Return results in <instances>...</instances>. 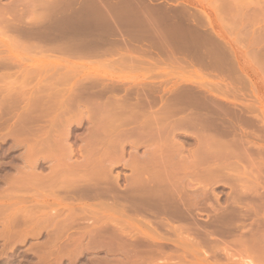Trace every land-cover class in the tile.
<instances>
[{
	"label": "bare ground",
	"instance_id": "obj_1",
	"mask_svg": "<svg viewBox=\"0 0 264 264\" xmlns=\"http://www.w3.org/2000/svg\"><path fill=\"white\" fill-rule=\"evenodd\" d=\"M31 2V4L34 6V3H36V1H39L40 4L43 3V5L46 4V1L47 0H27V2ZM57 1V0H56ZM89 1V0H88ZM104 1V0H103ZM128 1V0H127ZM255 1V2H254ZM50 2V0L48 1ZM52 2V1H51ZM66 2V1H65ZM69 2V1H67ZM78 2V1H76ZM108 2V1H107ZM119 2V1H118ZM129 2V1H128ZM127 2V3H128ZM221 2V1H220ZM223 2V3H222ZM221 2V5H220V8H221V12H222V19L220 17V23H222V37H221V43H217L219 45V48L218 46H216L215 44H209L210 46H215V47H212V50L209 46V48L207 49L209 52H200V54H198V52L193 51L192 52V49L190 54L191 55V59H192V62L195 61V62H198V65L201 63V64H208V65H215L216 66H219L218 69L220 68L221 71L220 73H224L225 72V75L227 74L226 72H231V56L229 55L228 52H251V55L252 54H255V57H256V53L257 52H264V0H222ZM38 3V2H37ZM45 3V4H44ZM61 3V2H59ZM70 3V2H69ZM72 4H76V3H73L71 2ZM121 3V2H120ZM131 3V1H130ZM129 3V4H130ZM132 3L134 4L135 2L132 1ZM142 3V2H141ZM257 3V4H256ZM116 4V3H114ZM122 4V3H121ZM47 5V4H46ZM59 5V4H58ZM57 5V6H58ZM66 5H69V4H66ZM65 5V6H66ZM77 5V4H76ZM85 5V4H84ZM118 5V4H117ZM134 5H137V4H134ZM154 5V4H153ZM257 5V6H256ZM61 6V5H60ZM64 6V5H63ZM142 6V5H141ZM140 6V7H141ZM148 6V5H147ZM222 6V7H221ZM46 8V6H43ZM49 7V6H47ZM62 7V6H61ZM68 7V6H67ZM72 7V6H71ZM70 7V8H71ZM74 7V5H73ZM73 9L74 13L72 12V14H75L76 12V9ZM84 7V6H83ZM118 7V6H117ZM121 7V5H120ZM35 8V6L33 7V9ZM44 8V9H45ZM68 8V11H72V9ZM90 8V7H89ZM134 8V7H133ZM152 8L151 6L149 7V9ZM6 9V8H5ZM43 8H41V11L39 13L40 18L38 16L37 18V21L35 22H31V23H27V24H20L19 23H15V22H10V23H6V24H9L7 27V29L11 32H15L19 35L18 38H22L24 40V42H29V41H34L35 42V46H34V42H29L31 44H29V46H31V49H34V50H38L39 51H45V49L47 48H50L49 50H46L48 52H50V50L53 51L54 50H58V51H63V52H68L70 53L71 52V55L75 52H79V51H83V53H89L91 51H93V49H97V47H99V45L103 46L102 45V42L103 41H106V39H102L100 38L99 40L102 39V42H98L95 38V40L93 39V36L91 37V31H87L84 33V31H79L77 30L78 28V21L81 19H84L83 17L85 16L82 15L81 13V16L79 18V14H78V18H77V15H72V16H76L75 19L72 17V16H68L70 13H66L65 17L63 18V23L60 22H56L55 24H51L50 21H49V24H47V20H45V18L43 19L42 18V21L40 20L41 17L43 16L44 17V13L46 10H44ZM47 9V8H46ZM51 9L48 8V10ZM66 9V8H65ZM80 9V8H79ZM77 9V10H79ZM117 9V8H116ZM125 11L127 10L126 8H124ZM137 9V8H136ZM155 9V7H154ZM153 9V10H154ZM54 10V8H53ZM121 10V8H120ZM130 10V9H129ZM145 10H147L145 8ZM158 10H159V7H158ZM8 11V10H7ZM52 11V10H51ZM115 11V10H114ZM132 10H130L131 12ZM136 11V10H135ZM156 11V10H155ZM43 12V13H42ZM50 12V10H49ZM55 12V11H53ZM81 12V11H79ZM123 12V11H121ZM152 12V10H150L149 14ZM157 12V11H156ZM47 13V12H46ZM63 13V12H62ZM87 13V12H86ZM126 13V12H125ZM133 13V12H131ZM138 13V11H137ZM154 13V12H153ZM159 13V12H158ZM164 13H166L164 11ZM44 14V15H43ZM50 14H53L50 12ZM48 13V15H50ZM160 14V13H159ZM158 14V15H159ZM47 15V17H49ZM114 15V14H112ZM120 15V14H119ZM126 15V14H125ZM129 15V14H128ZM127 15V16H128ZM143 15V14H142ZM17 16V15H16ZM52 16V15H51ZM58 16V15H57ZM69 17V18H66V17ZM108 16V15H107ZM111 16V15H110ZM141 16V15H140ZM138 16V17H140ZM144 16V15H143ZM161 16V14L159 15ZM166 18H168L166 15H164ZM189 16V15H188ZM88 17H89V13H88ZM87 17V18H88ZM192 17V16H191ZM53 18V17H52ZM51 18V19H52ZM77 18V20H76ZM141 18V17H140ZM143 18V17H142ZM147 18V16H146ZM179 18V17H178ZM189 18V17H188ZM47 19V18H46ZM57 21H58V18H56ZM74 19V21H73ZM114 19V17H113ZM131 19V18H130ZM136 19V18H135ZM158 19V18H156ZM163 19V18H162ZM169 19V18H168ZM167 19V20H168ZM40 20V21H39ZM43 20H45L43 22ZM49 20V18H48ZM54 20V19H53ZM66 20V21H64ZM70 20V21H69ZM80 20V23H84L85 22H88L86 20V17H85V21L81 22ZM111 20V19H110ZM117 20V19H116ZM161 20V19H160ZM166 20V21H167ZM174 20V19H172ZM55 21V20H54ZM75 21H77L75 24H73ZM114 21V20H113ZM125 21V19H124ZM127 21V20H126ZM135 21V20H134ZM142 21H144L142 19ZM141 21V22H142ZM52 22V21H51ZM66 22H70L68 24H66ZM73 22V23H72ZM112 22V21H111ZM122 22V21H121ZM129 22V20H128ZM128 22L126 23V25H129ZM136 22V21H135ZM139 22V20H138ZM136 22V23H138ZM141 22H139L138 24H140ZM151 22V21H150ZM187 22V21H186ZM191 22V21H190ZM63 25H61V24ZM89 23V22H88ZM88 23H86L85 25L83 26H86ZM123 23V22H122ZM154 23V21H153ZM169 23V22H168ZM188 23V22H187ZM91 23H89L88 25L90 26ZM116 24V23H115ZM121 24V23H120ZM124 24V23H123ZM142 24V23H141ZM140 24V25H141ZM155 24V23H154ZM171 24V22L169 23ZM174 24V23H172ZM191 24V23H190ZM119 25V24H118ZM125 25V24H124ZM132 24H130L131 26ZM137 25V24H135ZM144 25V24H142ZM146 25V23H145ZM144 25V27H145ZM151 25V24H149ZM89 26H87L89 28ZM93 26V24L91 25V27ZM111 26V25H110ZM121 26V25H119ZM152 26V25H151ZM175 26V25H174ZM77 27V28H75ZM82 27V26H81ZM109 27V26H108ZM114 27V26H113ZM123 27V26H122ZM120 27V28H122ZM147 27V25H146ZM93 28V27H92ZM111 28V27H110ZM117 28H119L117 26ZM126 28V27H124ZM123 28V30H124ZM134 28V27H133ZM154 28V26H153ZM151 28V29H153ZM156 28V27H155ZM178 28V27H177ZM194 28V27H193ZM199 28V27H197ZM221 28V26H220ZM78 29H81V28H78ZM114 29V28H113ZM129 29V28H128ZM162 29V28H161ZM160 29V30H161ZM171 28H169L170 30ZM180 29V27H179ZM182 29V28H181ZM184 29V28H183ZM83 30V28H82ZM90 30V29H88ZM116 30V29H115ZM121 30V29H120ZM130 30V29H129ZM132 30V29H131ZM139 30V29H138ZM137 30V31H138ZM148 30V29H147ZM155 30V29H154ZM188 30V29H187ZM198 30V29H196ZM109 31V30H108ZM126 31V30H125ZM136 31V32H137ZM149 31V30H148ZM163 31V30H162ZM161 31V32H162ZM167 31V29H166ZM96 32V31H95ZM112 32V31H111ZM116 32V31H115ZM132 32V31H130ZM135 32V33H136ZM141 32V31H140ZM145 32V30L143 31ZM151 32V31H150ZM154 32V31H153ZM156 32V30H155ZM169 32V31H167ZM185 32L186 34V30L183 31ZM200 32V31H199ZM82 33L85 37L81 36V38H79V34ZM102 33H105V32H102ZM101 33V34H102ZM108 33V32H107ZM110 33V32H109ZM125 33V32H124ZM127 33V32H126ZM133 32V34H135ZM158 33V36H159V33L160 32H157ZM163 33V32H162ZM182 33V32H180ZM191 33V32H190ZM87 34V35H86ZM99 34V33H98ZM116 34V33H115ZM121 34V33H120ZM123 34V33H122ZM132 33H130L131 35ZM149 34V33H148ZM166 34V33H164ZM163 34V35H164ZM175 34V33H174ZM189 34V33H188ZM193 34V33H192ZM200 34V33H199ZM204 34V33H203ZM203 34H200V35H203ZM100 35V34H99ZM118 35V33H117ZM136 35V34H135ZM138 35V34H137ZM139 35H141L139 33ZM152 35H155V34H152ZM170 35V34H169ZM177 35V34H176ZM175 35V36H176ZM187 35V34H186ZM79 36V37H78ZM102 36V35H101ZM100 36V37H101ZM111 36V35H109ZM129 36V35H128ZM142 36V35H141ZM140 36L141 40H142V37ZM149 36V35H148ZM168 36V35H166ZM180 36H182L180 34ZM188 36V35H187ZM207 36V35H206ZM205 34L203 37H205ZM83 37V38H82ZM95 37V35H94ZM117 37V36H116ZM132 37H135V36H132ZM145 37V36H144ZM153 37V36H152ZM159 37H162L161 34ZM171 37V35H170ZM178 37H179V34H178ZM195 37V36H194ZM209 34H208V38H209ZM109 38V37H108ZM111 38V37H110ZM109 38V39H110ZM113 38V36H112ZM147 38V37H146ZM150 38V37H149ZM165 38V37H164ZM180 38V37H179ZM183 38V37H182ZM186 38V36H185ZM184 38V39H185ZM191 38V36H190ZM197 38V37H196ZM211 38V37H210ZM209 38V39H210ZM98 39V37H97ZM108 39V40H109ZM135 39V38H134ZM160 39V38H159ZM188 39V37H187ZM203 39V38H202ZM212 39H214L212 37ZM28 40V41H27ZM107 40V41H108ZM123 40V39H122ZM125 40V39H124ZM123 40V41H124ZM132 40V38H131ZM145 40V39H143ZM154 40V39H153ZM152 40V41H153ZM157 40V39H156ZM162 40V39H161ZM164 40V39H163ZM170 40V39H169ZM183 40V39H182ZM181 40V41H182ZM204 40V39H203ZM97 41V42H96ZM111 42H113L112 40H109ZM120 41V40H118ZM117 41V42H118ZM121 41V43L123 42ZM134 42V40H132ZM136 41V40H135ZM168 41V40H166ZM179 41V43L181 42ZM186 42V40H184ZM190 41V42H189ZM202 40H200L201 42ZM207 40H205L204 42H206ZM209 41V40H208ZM208 41L206 42L208 44ZM213 40H211L210 42H212ZM114 42L117 44L116 40H114ZM126 42V41H124ZM128 42V41H127ZM158 42V41H157ZM157 42H154L155 44ZM160 42L163 43V41H159L158 43L161 44ZM176 42V41H175ZM185 42H182L181 45H183ZM187 42L193 44V45H196L197 42L199 41H196L193 39H190L188 40ZM199 44H202V42ZM18 43V42H17ZM16 43V44H17ZM25 43H22L23 45ZM105 43V42H104ZM107 43H110V42H106L105 44ZM120 43V44H121ZM129 43V42H128ZM165 43V41H164ZM164 43L162 44V46L164 45ZM173 43V42H172ZM179 43L177 46H179ZM188 43V44H189ZM213 43V42H212ZM215 43V42H214ZM20 43H18L19 45ZM21 44V45H22ZM104 44V45H105ZM127 44V43H126ZM130 44V43H129ZM137 44V42H136ZM142 44V43H141ZM166 44H168L166 42ZM170 44V43H169ZM174 44V43H173ZM205 44V43H204ZM204 44L202 45L204 47V49L206 50L207 47L204 46ZM17 45V47H19ZM20 45V46H21ZM38 45L39 48H34V47H38L36 46ZM110 47H111V44H109ZM151 45V44H150ZM154 45V44H153ZM157 45V44H156ZM187 45V43H186ZM185 45V46H186ZM27 46V49L30 47L28 45H25V47ZM108 46V45H107ZM141 46V45H140ZM165 46V45H164ZM168 46V45H166ZM165 46V47H166ZM201 46V47H202ZM23 47V46H22ZM33 47V48H32ZM105 47V46H104ZM109 47V46H108ZM107 47V48H108ZM109 47V48H110ZM119 47V46H118ZM131 47H133L131 45ZM130 47V48H131ZM146 47V46H145ZM143 46V48H145ZM155 47V46H154ZM158 47V46H157ZM190 47V45H189ZM188 45L187 47L185 48H188ZM218 48V49H215V48ZM42 48V49H41ZM53 48V49H51ZM102 48V47H100ZM99 48V50H100ZM114 48V47H113ZM122 49V47H120ZM134 48V47H133ZM132 48V50H133ZM137 48V47H136ZM148 48V47H147ZM152 48V47H151ZM164 48V47H163ZM162 48V50H163ZM178 50H175L176 53L177 51H179V47H176ZM175 48V49H176ZM181 48V47H180ZM22 49V48H21ZM24 49V48H23ZM30 49V50H31ZM41 49V50H40ZM115 49V48H114ZM139 48H137V51H138ZM157 49V48H156ZM161 49V48H160ZM159 49V50H160ZM182 49V48H181ZM197 49V48H196ZM201 49V48H200ZM25 50V49H24ZM112 50V49H111ZM124 50V49H123ZM121 50V51H123ZM125 49L124 52H127L129 50ZM131 50V49H130ZM135 50V48H134ZM154 50V49H153ZM165 50V49H164ZM173 50V49H172ZM216 50V51H214ZM51 51V52H52ZM57 51V52H58ZM75 51V52H74ZM103 51V50H102ZM108 51V50H107ZM116 51V50H115ZM136 51V52H137ZM148 51V50H147ZM181 51V50H180ZM185 51V50H184ZM187 51V50H186ZM36 52V51H35ZM95 53H97L96 50H94ZM93 52V53H94ZM101 52V51H100ZM104 52V51H103ZM111 52V51H110ZM113 52V50H112ZM143 52V51H142ZM160 52V51H159ZM164 52V51H163ZM183 52V51H182ZM254 52V53H252ZM256 52V53H255ZM82 53V55H83ZM92 53V52H91ZM133 53V52H132ZM144 53V52H143ZM167 53H169L167 51ZM171 53V52H170ZM169 53V54H170ZM176 53L173 52V54L176 55ZM88 54V55H89ZM135 54V53H134ZM138 53H136L137 55ZM149 54V53H148ZM152 54V53H151ZM162 54V53H161ZM165 54V52H164ZM162 54V56L164 55ZM172 54V55H173ZM187 54V55H188ZM259 55L258 58H260L259 60L261 61H257L258 58H256V61L258 63H261L258 64V67H260V70L264 69V53H257ZM261 54V55H260ZM86 55V54H85ZM99 55V54H98ZM147 55V54H145ZM180 55V53H179ZM178 55V56H179ZM182 55L184 56V54L182 53ZM78 56V55H77ZM91 56V55H90ZM89 56V57H90ZM140 56V55H139ZM155 56V55H154ZM254 56V55H253ZM149 57V56H148ZM167 57V55H166ZM170 57V56H168ZM167 57V58H168ZM176 57V56H175ZM205 57V58H203ZM126 58V57H125ZM157 58V57H156ZM165 57H163L164 59ZM165 58V59H167ZM185 58V56H184ZM190 58V57H189ZM136 59V58H135ZM150 59V58H149ZM171 59V58H170ZM173 59V58H172ZM179 58H177V60H171V61H178ZM182 59V58H181ZM188 59V58H187ZM133 60V59H132ZM131 60V61H132ZM139 60V59H138ZM169 60V59H168ZM167 60V61H168ZM204 60H206L204 63H202ZM121 61H124V60H121ZM131 61L130 64H133ZM136 61V60H135ZM134 61V64L136 63ZM140 61V60H139ZM138 61V62H139ZM157 61V60H155ZM200 61V63H199ZM255 61V60H254ZM129 62H125V63H129ZM170 62V61H169ZM184 62V61H182ZM263 62V64H262ZM10 63V62H9ZM7 61H0V68H5V67H8V64H9ZM147 63V62H145ZM158 63V61H157ZM172 63V62H171ZM137 64V63H136ZM139 64V63H138ZM142 64V63H141ZM148 64V63H147ZM146 64V65H147ZM159 64V63H158ZM162 64V63H160ZM182 64V63H181ZM249 64V63H248ZM256 65V63H254ZM11 65V64H9ZM14 65V64H13ZM185 65V64H184ZM197 65V64H196ZM205 65V64H204ZM149 66V65H147ZM195 66V65H194ZM212 66V68H215ZM250 67V65H249ZM257 67V68H258ZM202 68V67H201ZM256 68V69H257ZM209 69V68H208ZM215 70V69H214ZM236 70V69H235ZM251 70V69H250ZM259 70V68H258ZM213 71V69H212ZM217 71V70H215ZM214 71V72H215ZM218 74V73H217ZM225 75L223 74L222 76L225 77ZM230 75V74H229ZM227 75V76H229ZM231 76V75H230ZM235 76V75H233ZM236 80V78H234ZM233 80V79H232ZM179 81V80H178ZM231 81V80H229ZM242 82V81H241ZM91 83V82H90ZM88 84V85H91V84ZM232 83V82H231ZM240 83V82H238ZM78 84V83H77ZM76 84V85H77ZM83 84V83H82ZM82 84H79V85H82ZM86 84V83H85ZM227 84V83H226ZM88 85H84L85 87ZM95 85L92 84V86ZM113 85V84H112ZM192 85V84H190ZM240 85V84H239ZM109 86V85H108ZM114 86V85H113ZM188 86V85H187ZM233 86V85H232ZM76 87V86H75ZM79 87V89L77 90V88H74V89H71L68 91L67 93V90L65 93H67V97L64 96V100L62 101H57L56 103L54 102V98L56 99L57 95L56 93L54 92H48V94H45V91H42L40 90L41 93H39L38 95H32V96H29V97H20L19 96V100H14L12 99L13 101L8 104L7 102L3 101L4 98L6 97H2L0 96V108L2 107V109H6L8 108L7 110H9V108L11 106H17V107H20V113L17 114V122L15 123V125L11 127L9 131V133L11 132L12 134H14L15 136H18L15 138V141L20 145V144H23L26 147L27 151L26 154H25V160L27 162H29V167L27 166L26 168H29V172L26 173L27 169H25V166H21V167H15L13 168L14 169V174L11 175L10 174H7L8 177L5 178V175H4V178H5V181L9 184L7 185H10L11 186V190L13 189V187L15 188H18V187H22V186H25L27 184H30V188L32 187L31 186V183L33 185H37V186H40L41 185V182L44 180L43 176L41 175V172L38 171L37 169V162L38 160L40 159L39 157L40 156H43L45 155L44 157L47 159H52L54 162V166H52V170H51V176L52 175V171H60V170H64V169H71L73 168V160H72V157L74 155V151L77 149H73V144L70 142V138H71V125L73 124H76V125H80L82 124L84 121H86L88 123V131L87 133H85V135H83V137H80L79 140V148H78V151L81 152L79 153L80 155L82 154H86V158L84 157L85 161L88 163L89 167L91 166L90 164H92V167L90 168V172H88V175H86V185L84 186H78L77 188L75 187L72 188L74 189L73 191H75L76 193L78 194H83V192L85 193L86 191H91L92 189H96L98 187V183L96 184L95 182H98L96 179H93V178H99V172L102 173L105 169V163H107V197L108 194H110V199L112 201H115V203H120L121 204V207L124 211V209L127 211V212H131L130 214L132 215H135L136 216H142V215H145L146 217L149 216V217H152L153 218H157L158 219V225H162V226H170L169 223H171L170 221H173V222H178L177 224L180 226L182 225L183 223H185L184 225V228H183V231H187V227L189 230H191L196 237H201V240H202V237H209V234L211 232H218L216 233L217 235H225V237L228 235H232V230L231 228L233 229L235 227V219L236 221L238 222V220L240 221L241 223V219H245L248 218V220L251 218L249 215V217H246L245 214H242V209L240 210H236V208L234 209V207L232 208V206H226V209L227 207H230V211L229 209L224 212L222 211L221 213H219V209L211 207L212 208V212L217 214V215H214L213 217H209V221L206 222L205 225H202L200 224V222L198 223L197 221L199 219H196L194 218V215H193V211L195 209H198L196 208L197 206L200 205V203H204L205 199L207 198V194H208V189L211 187L212 188V185L213 184H217L219 182V180H224V179H230L232 176L231 174H235L236 175H239L241 176V174H239V171H237V169H235L234 167H237L239 168L237 165H239L240 163V158H242L241 160H243V158L245 157L246 159L248 157H251V156H248L246 153H244L245 149H243V146L245 145H249L247 144L248 142L250 143V141L246 142L247 141V136L249 135H245L246 131H244L245 133H242V130H237L239 128H237L236 126L240 127V129L242 128V124L247 122L248 120L250 119H253L251 118V114L249 112L250 109H248L246 103L245 105L242 104L243 106H239V113H236L235 115H237V123L234 121H232L230 118H226L225 115V111L224 113L222 112V114H220L218 112V109L219 108L218 106L221 105L218 104L214 99L210 98L208 96V93H211L209 90L203 88L201 85H196L194 87L192 86H189V87H184L182 88V86L180 88H176L174 91H173V96L171 95V98H169L168 101H165L164 104L161 106V112L160 114L164 115L160 118L158 117V114L156 115L159 119H156L154 122L153 120L150 119V122L149 121V118H146V119H141L139 117H137L138 115H140L139 113L143 110V107H145L144 105H147V104H144L142 103V99L139 98V101L141 100V103L143 105H140L138 103H133V106L131 107V103L128 102L126 103V100L128 99L127 96L124 95V97H122V101H120V99L116 102H112V98L110 99L108 96V98L110 99L109 101L111 103H107L109 102L107 100V102L105 101H101L99 102L100 100V96L98 92V90H93L92 88V92L93 93H97L99 97H94V96H91V91L89 90V87H88V90L87 92L91 93V94H88L86 92V94H88L87 96L85 95L84 91H82L83 89L86 91V88H83L81 89L80 86H77ZM91 87V86H90ZM222 87V85H221ZM245 87V86H244ZM103 88V87H102ZM101 90H109L110 91L114 88V87H111V84H110V88H103ZM143 88V87H142ZM148 87H146L147 89ZM76 89V90H75ZM91 89V88H90ZM100 89V88H99ZM115 89V88H114ZM113 89V90H114ZM150 89V88H149ZM154 89V88H153ZM222 89V88H221ZM227 89V88H226ZM43 90V89H42ZM80 90V91H79ZM112 90V91H113ZM117 90V89H116ZM53 91V89H52ZM57 91V90H56ZM65 91V90H64ZM64 91L62 94H64ZM100 91V90H99ZM111 92H108V93H112ZM149 91V90H147ZM152 91V90H151ZM154 91V90H153ZM152 91V92H153ZM161 90H159L160 92ZM215 91H217V89H215ZM220 91V90H219ZM13 92V91H12ZM44 92V93H43ZM116 92V91H115ZM142 92V91H141ZM185 93V97L187 98L186 101L182 102L184 97H180V93ZM218 92V91H217ZM223 92V91H222ZM229 91H227L228 93ZM107 93V94H108ZM133 95L135 94L134 92H132ZM156 93V92H155ZM158 93V92H157ZM231 94V91L229 92ZM228 93V94H229ZM14 94V93H12ZM23 94V93H22ZM27 94V93H26ZM45 94V95H44ZM61 94V93H60ZM102 94V93H101ZM100 94V95H101ZM109 94V96H110ZM113 94V93H112ZM143 94V92H142ZM145 94V93H144ZM150 94V93H149ZM236 94V93H235ZM146 95V94H145ZM157 95V94H156ZM155 95V96H156ZM182 95V94H181ZM225 95V94H224ZM232 95V94H231ZM237 95V94H236ZM15 96V95H14ZM115 96V95H114ZM138 96V95H136ZM184 96V94L182 95ZM230 96V95H229ZM228 96V97H229ZM2 97V98H1ZM59 97V96H58ZM120 97V96H119ZM163 97H165V95H163ZM180 97V98H179ZM223 97V96H222ZM246 97V96H245ZM11 98H13V96L10 97V100ZM18 98V97H17ZM16 98V99H17ZM61 98V97H60ZM98 102H96L97 100ZM107 98V99H108ZM115 98V97H114ZM113 98V99H114ZM127 98V99H126ZM138 99V97H136ZM226 98V97H225ZM62 99V98H61ZM59 99V100H61ZM117 100V98H115ZM114 99V101H115ZM150 99V98H148ZM153 99V98H152ZM158 99V98H157ZM162 99V98H161ZM167 99V98H166ZM165 99V100H166ZM181 99V101H180ZM232 99V98H231ZM6 100V99H5ZM91 100V101H90ZM96 100V101H94ZM112 100V101H111ZM145 100V99H144ZM156 100V99H155ZM164 100V99H163ZM236 100V99H235ZM7 101V100H6ZM16 101V102H15ZM124 101H125V104H124ZM153 101V100H152ZM221 101V100H219ZM243 101H246L243 100ZM242 101V102H243ZM52 102V103H51ZM118 102H120V108L121 109H130L131 112H138L139 113L137 114L136 113V118L137 120L135 122L134 119H135V116L134 117H131V118H134L132 119L131 121V118L130 116H133L134 114L131 113L132 115L128 116V117H125V115H123L125 112H121V109H119V105H118ZM144 102V101H143ZM150 102V101H149ZM155 102V101H154ZM157 102V101H156ZM159 102V101H158ZM223 103V102H222ZM6 104V105H5ZM114 104V105H113ZM130 106H128V105ZM137 106H135V105ZM149 104V103H148ZM228 104V103H226ZM232 104V103H231ZM117 105V106H116ZM128 106V108L126 106ZM230 105V104H229ZM258 105V104H257ZM7 106V107H6ZM123 106V107H121ZM125 106V107H124ZM135 106V107H134ZM139 106L142 107L141 109L142 110H138L139 109ZM237 106V105H236ZM6 107V108H4ZM134 107V108H133ZM148 107V106H147ZM157 107H158V104H157ZM225 107V106H224ZM230 107H233L234 110H237L236 107L230 105ZM14 108V107H13ZM135 109V111H132L133 109ZM222 108V107H221ZM227 108V107H226ZM223 109V110H226ZM231 109V111L233 110ZM254 108H252L253 110ZM1 110V109H0ZM220 110V109H219ZM222 110V111H223ZM129 111V113H130ZM52 113L55 115L51 116L50 117H46L47 115H50L49 113ZM158 112V113H159ZM221 112V110H220ZM1 113V112H0ZM12 113V112H11ZM36 113V114H35ZM154 112L150 113V114H153ZM156 113V111H155ZM232 113V112H231ZM249 113V115L247 114ZM254 113V111H253ZM252 113V116L254 118H256ZM38 114L40 116H38ZM44 114V115H43ZM47 114V115H46ZM148 114V113H147ZM149 114V115H150ZM245 114H247L246 118H249L250 119H246L245 118ZM34 115H35V118L37 117H40V120L43 121L44 118H42L43 116H45V118H50V119H47L49 120L47 122V128H46V123L43 124V127L42 125H40L43 129L45 127V130L47 129V134H39V130L40 128L37 127V126H34L32 127L31 124H34V123H38L39 122V118L36 119L38 122L34 121ZM42 115V117H41ZM159 115V116H161ZM259 115V114H258ZM14 116V115H13ZM33 116V117H32ZM37 116V117H36ZM79 116V117H78ZM155 116V115H154ZM249 116V117H248ZM76 117H78L76 119ZM124 117V118H123ZM145 118V116H143ZM153 117V116H152ZM151 117V118H152ZM155 117V118H157ZM260 117V116H258ZM2 116L0 117V121L3 120L1 119ZM33 120H32V119ZM123 118V119H122ZM140 121H139V119ZM11 119V118H10ZM154 119V118H153ZM45 120V119H44ZM236 120V119H234ZM261 120V118H260ZM260 120H257V121H260ZM8 121V120H7ZM31 121H33L34 123H32ZM255 121V120H254ZM256 123H259L257 122ZM31 122V123H30ZM41 122V121H40ZM134 125V123L136 125H134L132 128L130 126V128H126V126H129L130 124L132 125V123ZM139 122V124L137 123ZM250 122V121H248ZM252 122V120H251ZM13 124V123H12ZM247 124V123H245ZM249 124V123H248ZM262 124V125H261ZM260 125L261 126H264V122H262ZM257 125V124H255ZM244 126V125H243ZM246 126V125H245ZM248 127V125L246 126ZM251 127V126H250ZM255 127H259L258 126H255ZM254 127V128H255ZM9 128V127H8ZM37 128V129H36ZM261 129V127H259ZM263 128V127H262ZM179 129H182L181 131ZM243 129V128H242ZM256 129V128H255ZM258 129V128H257ZM256 129V130H257ZM44 130V131H45ZM38 131V132H37ZM255 131V130H254ZM41 132V131H40ZM26 133V134H25ZM46 133V131H45ZM25 134V135H24ZM248 134V133H246ZM253 137V136H252ZM246 140V141H245ZM74 142V141H73ZM246 142V143H245ZM245 143V144H244ZM75 144V143H74ZM125 145H128L129 146V149H130V152L129 154H127L125 156V152H124V147ZM141 145H144V148H145V151L141 152V154H138V147L141 146ZM186 145L188 146H191L190 148H186ZM252 145V144H251ZM22 146V145H21ZM246 146V148H247ZM256 146V145H254ZM253 146V147H254ZM233 147V148H231ZM252 147V146H251ZM140 148V147H139ZM249 148V147H248ZM250 149V148H249ZM249 149H247L249 151ZM254 149V148H253ZM258 150V148H256ZM246 150V152H247ZM260 150L262 151V149L260 148ZM141 151H142V148H141ZM254 152V151H253ZM251 152L250 150V153H253ZM256 152V151H255ZM77 153V152H76ZM248 153V152H247ZM258 153V151H257ZM256 153V154H257ZM241 154H244V155H241ZM246 154V155H245ZM249 154V153H248ZM255 154V153H254ZM260 154V153H258ZM257 154V155H258ZM263 154V153H262ZM261 154V155H262ZM76 155V154H75ZM79 155V156H80ZM251 155V154H249ZM253 155V154H252ZM244 156V157H242ZM248 156V157H247ZM43 157V158H44ZM83 157V156H82ZM253 157V156H252ZM256 157V155L254 156ZM259 157V156H258ZM238 158V159H237ZM262 158V157H261ZM24 159V158H23ZM82 159V158H81ZM232 159L234 160H239L237 162L236 161H233ZM232 160V161H230ZM245 160V159H244ZM243 160V161H244ZM250 160H252L250 158ZM50 161V160H49ZM73 161V162H72ZM84 161V163H85ZM253 162H255V160H252ZM251 161V162H252ZM73 163L72 165L70 163ZM77 162V160L75 161V163ZM236 162L237 165H234ZM242 162V161H241ZM245 162V161H244ZM249 161H247L248 163ZM25 163V162H24ZM69 163V164H68ZM90 163V164H89ZM234 163V164H233ZM246 163V162H245ZM123 165L124 167H127L131 170V175L129 178H126L125 180V184L124 185H120L119 184V176L117 175L116 177H113L111 178L109 176L110 172H111V169L112 167L116 166V165H119L120 166ZM244 163H241L240 165H242ZM252 164V163H251ZM81 165V164H80ZM87 165V166H88ZM103 166V167H100V166ZM249 165V163H248ZM247 165V166H248ZM66 166H69L70 168L66 167ZM72 166V167H71ZM246 166V164L244 165V167ZM253 166V165H252ZM77 167V166H75ZM79 167V166H78ZM88 167V168H89ZM242 167V166H241ZM249 167V166H248ZM255 167V165L253 166ZM87 168V169H88ZM101 170H100V169ZM102 168L104 170H102ZM106 168V167H105ZM243 168V167H242ZM25 169V171H24ZM76 169V168H74ZM86 169V167H85ZM256 169V167H255ZM254 169V170H255ZM234 170V171H233ZM236 170V171H235ZM240 170V169H238ZM69 171V170H68ZM71 171H75V170H71ZM229 171H231L232 173H230ZM241 171V170H240ZM63 172V171H62ZM67 172V171H66ZM86 172V173H87ZM229 172V173H228ZM243 172V171H242ZM257 172V171H256ZM20 173V174H19ZM54 173V172H53ZM67 173H70V172H67ZM106 174V171L104 172ZM103 173V174H104ZM238 173V174H237ZM251 173V172H250ZM250 173L248 175H250ZM264 173V172H263ZM262 173V174H263ZM57 174V173H55ZM64 174V173H63ZM102 174V175H103ZM117 174V173H116ZM243 174V173H242ZM11 175V176H10ZM47 175V174H46ZM49 175V174H48ZM101 175V176H102ZM246 175V174H245ZM247 175V176H248ZM255 176V174H252ZM250 175V176H252ZM100 176V177H101ZM234 176V175H233ZM234 176V177H235ZM237 177V181L235 179V182H237V184H235L237 186L238 189L235 188V193H236V199L232 202V201H227L229 202L230 204H234L236 202V205H239V202H241L243 204V201L244 203L246 202L245 198L248 197V194H250L252 191H251V186L254 184H251V186L247 185V182H245V180H243L244 178H241V177ZM246 176V178H247ZM249 176V177H250ZM46 177V176H45ZM50 177V176H48ZM55 177V176H54ZM57 178H59V176H56ZM56 177L54 178L56 180ZM61 177V176H60ZM102 177H105V176H102ZM234 177H232L230 180H232ZM242 177H245V176H242ZM249 177L247 178V180L249 179ZM253 177V176H252ZM253 177V179H254ZM243 181H241V179ZM256 178H259V176H257ZM48 179V178H47ZM93 179V184L90 183ZM260 179V178H259ZM88 180V181H87ZM91 180V181H90ZM95 180V182H94ZM229 180V181H230ZM250 180V179H249ZM256 180V179H255ZM45 181V180H44ZM51 181V180H50ZM90 181V182H89ZM233 181V180H232ZM257 181V180H256ZM4 182V181H3ZM40 182V183H39ZM46 182V181H45ZM251 182H253V180H251ZM258 182V181H257ZM256 182V183H257ZM36 183V184H35ZM39 183V185H38ZM232 183V182H231ZM255 183V184H256ZM84 184V183H83ZM250 184V183H248ZM261 184V183H259ZM258 183L256 185H259ZM43 185V184H42ZM80 185V184H79ZM234 185V184H232ZM6 186V185H5ZM207 186H210L208 189H207ZM226 186V185H224ZM235 186V187H236ZM260 186V185H259ZM28 187V186H27ZM43 187V186H42ZM47 187V186H45ZM229 187V186H228ZM234 187V186H230V189ZM250 187V188H249ZM29 188V187H28ZM35 188H38V187H35ZM34 188V189H35ZM253 188V186H252ZM258 187L254 186V189H257ZM261 188V187H260ZM23 189V188H22ZM26 189V188H25ZM32 189V188H31ZM259 189V188H258ZM21 190V189H20ZM68 190V189H67ZM97 190V189H96ZM211 190V189H210ZM213 190V189H212ZM237 190V192H236ZM36 191V189H35ZM214 191V190H213ZM234 191V189H233ZM257 191V190H256ZM255 191V192H256ZM97 192V191H95ZM212 192V191H211ZM231 192V191H230ZM250 192V193H248ZM260 192V191H259ZM210 193V192H209ZM213 193V192H212ZM261 193V192H260ZM41 194V193H40ZM77 194V195H78ZM90 194V193H89ZM94 194V193H93ZM98 194V192H97ZM253 194V193H252ZM257 194V192H256ZM88 195V194H87ZM92 195V194H91ZM255 195V193H254ZM254 195L253 197L249 200L250 198V195H249V198L248 200V203L251 204L256 202V200L254 201H251L252 199H254ZM258 195V194H257ZM262 195V194H261ZM264 195V194H263ZM97 196V195H96ZM219 196V195H218ZM256 196V195H255ZM77 197V196H76ZM81 197V196H79ZM84 197V196H83ZM86 197V196H85ZM213 198L215 196H212ZM259 197V196H258ZM257 197V198H258ZM108 198V199H109ZM215 198H218L217 196ZM230 198V197H229ZM234 198V197H233ZM262 198V197H261ZM109 199V200H110ZM110 200V201H111ZM204 200V201H203ZM216 200V199H215ZM233 200V199H232ZM77 201V200H76ZM203 201V202H202ZM217 201V200H216ZM258 201V200H257ZM215 202V201H214ZM218 202V201H217ZM215 202V203H217ZM226 202V203H227ZM232 202V203H231ZM261 202V201H260ZM259 202V203H260ZM206 203V202H205ZM240 203V204H241ZM247 203V204H248ZM212 204V203H211ZM228 204V203H227ZM249 204V205H250ZM256 205L258 203H255ZM254 204V205H255ZM262 204V203H261ZM32 205V204H31ZM119 205V204H118ZM213 205V204H212ZM215 205V204H214ZM235 205V206H236ZM244 205V204H243ZM252 205V204H251ZM255 205V206H256ZM259 205V204H258ZM264 206V204H262ZM201 207H203L202 205H200ZM210 206V204H209ZM220 206V205H219ZM224 206V205H223ZM247 206V205H246ZM246 206H243L245 208L243 209H246L245 211L246 212H249L247 211L248 209L246 208ZM262 206V207H263ZM33 207V206H32ZM238 207V206H236ZM248 207V206H247ZM259 207V206H258ZM210 208V207H209ZM210 208V209H211ZM36 209V208H35ZM206 209V208H205ZM222 209V208H221ZM250 209V207H249ZM26 210V209H25ZM199 210V209H198ZM201 210V209H200ZM223 210H225L223 208ZM257 210V209H256ZM22 211V210H20ZM35 211V210H34ZM196 211V210H195ZM217 211H219L218 213H216ZM255 211V210H254ZM59 212V211H58ZM75 212V211H74ZM198 212V211H197ZM244 212V213H246ZM257 212V211H256ZM264 212V211H262ZM53 213V212H52ZM55 213V211H54ZM259 213V212H258ZM258 213H255L258 214ZM17 214V213H16ZM21 214V213H20ZM22 214H25V211L24 213ZM22 214L20 215L22 217ZM28 214V213H27ZM40 214V213H39ZM56 214V213H55ZM58 214V213H57ZM195 214V213H194ZM201 214V213H200ZM246 214H250V213H246ZM62 215V214H61ZM211 215V214H210ZM213 215V214H212ZM254 215V217L256 218V216ZM263 215V213H262ZM32 216H35V218H31ZM31 217H29V214L28 216H26L25 214V218H21V217H16V216H12V217H9L8 219H1L0 217V222L2 224V227L4 229L3 230V233L5 235H9L11 239H14V238H24V237H27V236H38V235H41V231L46 229L48 230V228H51L50 231L52 232H49L48 231V240H51V241H57L59 242L61 240L62 237H65L63 236V230L64 232L66 230H68L70 224H68L69 221H72V224L74 222V218L73 220H69V219H66L65 217H63L64 219L68 220V222L65 220V222H63V218L60 220H57L56 217L58 218V216H53L51 214V216H47L45 218H36L38 215H32ZM42 216V215H41ZM40 216V217H41ZM63 216V215H62ZM69 216V215H68ZM72 216H75V215H72ZM77 216V215H76ZM75 216V217H76ZM163 218H162V217ZM245 218H244V217ZM261 216V215H260ZM30 218V220H28V218ZM60 217V216H59ZM134 217V216H132ZM144 217V216H143ZM243 217V218H242ZM27 218V219H26ZM68 218V217H67ZM72 218V217H71ZM112 218V217H111ZM148 218V217H147ZM254 218V219H255ZM260 218V217H259ZM24 219V220H23ZM26 219V220H25ZM60 219V218H58ZM257 220H254V222L256 223L258 221V218H256ZM262 219V218H261ZM261 219H260V224L259 222H257V225H261ZM28 220V221H27ZM115 220V219H114ZM163 220V221H161ZM207 220V219H206ZM113 221V220H112ZM112 221L110 223H112ZM119 221V220H118ZM145 221V219H144ZM154 221L153 223L154 224H157L155 221L157 220H152ZM151 221V222H152ZM28 222V223H27ZM67 222V223H66ZM147 222V220H146ZM172 222V224H173ZM22 223V225H26L22 230H18L17 233L13 234V229L16 228V226L18 227L19 224ZM27 223V224H26ZM70 223V222H69ZM108 223V225L110 224ZM115 224H112L110 227L107 228V234L105 232H101V236L105 237L107 235V247L104 249V257L98 261V264H153V261L156 259L158 260L159 257H166L165 255H167V258H169V253L167 251V254L164 252L163 250V247L164 245L160 244L159 242L161 241H165V242H170L171 240L169 239V236H167V234L170 232H167V233H164L166 236L164 237V234L163 236L161 235H158L155 231H151V232H137L135 233H132L133 231H124L122 229H124L123 226L117 228V225L120 223L118 222H113ZM118 223V224H117ZM123 223V222H121ZM148 223V222H147ZM164 223V224H163ZM175 223V224H176ZM182 223V224H181ZM243 223V222H242ZM71 224V225H72ZM143 224V223H142ZM150 224V223H149ZM200 224V225H199ZM234 224V226H233ZM239 224V223H238ZM21 225V227H22ZM123 225V224H122ZM151 225V224H150ZM157 225V227H158ZM187 225V226H186ZM199 225V226H198ZM156 226V225H155ZM175 226V225H174ZM178 226V227H179ZM201 226V227H200ZM204 226V227H203ZM231 226V227H230ZM242 226V225H241ZM72 227V226H70ZM78 227V226H77ZM129 227V226H127ZM154 227V225H153ZM163 227V230H168L167 228L164 229ZM177 227V226H176ZM177 227V228H178ZM230 227V229H229ZM237 227V226H236ZM263 227V225L261 226ZM74 228V227H73ZM120 228V229H119ZM126 228V227H125ZM169 230H171L172 228L171 227H168ZM175 228V227H174ZM210 228V233H209V229ZM241 228V227H240ZM11 229H12V232H11ZM53 229V230H52ZM181 229L182 230V227H179L178 230ZM244 229V228H243ZM162 230V229H161ZM165 230V231H166ZM176 230V229H175ZM230 231V232H227V231ZM260 230V229H259ZM262 230V229H261ZM159 231V230H158ZM235 231V230H234ZM236 231H239L238 229ZM242 231V230H241ZM240 231V233H241ZM264 231V229H263ZM83 232V231H82ZM172 232V230H171ZM177 232V231H176ZM188 232V231H187ZM243 232V231H242ZM262 232V231H261ZM11 233V234H10ZM159 233V232H158ZM174 233V231H173ZM183 235H184V232H181ZM191 233V232H190ZM229 233V234H228ZM244 233H249L248 235H246V237L243 239L244 241L241 242H238L240 243L241 247L243 246V243H244V246H247V248L245 247V250H247V252H250L249 256L250 258H252L254 261L261 263L263 262L264 263V232H262L261 234H257L256 231L255 233L252 232L250 230V232H248L247 230L244 232ZM172 234V233H171ZM177 234H180L177 233ZM181 234V235H182ZM191 234V235H192ZM215 234V235H216ZM227 234V235H226ZM15 235V236H14ZM83 235V234H82ZM95 236V238H97V236H99L98 234H93ZM175 235V234H174ZM186 235V234H185ZM190 235V234H188ZM230 235V237H231ZM234 235V234H233ZM232 235V236H233ZM245 235V234H243ZM243 235H240L241 237ZM32 236V237H33ZM93 236V237H94ZM194 236V237H195ZM171 237V236H170ZM181 237V236H180ZM191 237V236H190ZM193 237V236H192ZM221 237V236H220ZM219 237V238H220ZM224 237V236H223ZM222 237V238H223ZM9 238V237H8ZM78 238V237H77ZM102 238V237H101ZM172 238V237H171ZM175 238V237H174ZM182 238V237H181ZM203 238V239H204ZM194 239V238H193ZM205 239V240H207ZM47 240V241H48ZM79 240V239H78ZM174 240V239H173ZM177 240V239H176ZM184 240V239H183ZM187 240V239H186ZM200 240V238H199ZM219 240V239H218ZM221 240V239H220ZM100 242H103V240H100ZM105 241V240H104ZM195 241V240H194ZM204 241V240H203ZM224 241V240H223ZM222 241V242H223ZM240 241V238L239 240ZM50 242V241H49ZM198 242V241H196ZM206 241H204L205 243ZM209 242V241H208ZM191 243H192V238H191ZM207 243V242H206ZM212 243V242H210ZM210 243H208L207 245H209ZM237 243V244H238ZM194 244V243H193ZM197 244V243H196ZM199 244V243H198ZM203 244V243H202ZM214 244V243H213ZM168 245V244H167ZM239 245V246H240ZM106 246V245H104ZM198 246V245H196ZM202 246V245H201ZM210 246V245H209ZM209 246H207L206 248H208ZM213 248L216 247V245H212ZM169 247H171L169 245ZM204 247V246H202ZM75 251L78 250V252H82V248L81 247H75ZM73 248V249H74ZM212 247H210V250L213 249ZM240 248V247H239ZM238 248V250H239ZM52 249V250H51ZM51 249L49 248L48 250H51L49 252H53L54 251V248L51 247ZM58 249V248H56ZM72 249V247H71ZM70 247L69 248H65V249H62L63 251L65 252H70L71 251ZM103 249V248H102ZM178 249V248H177ZM203 249V248H202ZM214 249H217V248H214ZM213 249V250H214ZM219 249V248H218ZM243 249V247H242ZM60 250V249H59ZM58 250V251H59ZM61 250V251H62ZM163 250V251H162ZM170 250V249H169ZM176 250V248H175ZM225 250V249H224ZM244 249L243 251L246 252ZM57 251V250H56ZM60 251V253H61ZM62 251V252H63ZM172 251V250H170ZM174 251V249H173ZM177 251V250H176ZM182 251V250H181ZM47 252V253H49ZM55 252V251H54ZM178 252V251H177ZM212 254L215 252H217L216 250L214 251H211ZM220 252V251H219ZM56 253H59V252H56ZM176 253V252H174ZM224 253V252H223ZM226 253V252H225ZM241 253V252H240ZM172 255V253H171ZM185 255V254H184ZM219 255V254H218ZM225 255V254H223ZM222 255V256H223ZM228 255V254H227ZM225 255V256H227ZM241 255V254H239ZM246 255H248L246 253ZM164 256V257H163ZM186 256V255H185ZM214 256V254H213ZM212 256V257H213ZM235 256V254H234ZM237 256V255H236ZM242 256H245V255H242ZM248 256V257H249ZM231 257V255H230ZM246 257V256H245ZM171 258V257H170ZM234 258V257H233ZM232 258V260H233ZM241 258V257H240ZM238 258V261L239 259ZM161 259V258H160ZM227 259V258H226ZM231 259V258H230ZM243 259V258H242ZM245 259V258H244ZM244 263L245 261L249 260L246 259L244 260ZM168 260V259H167ZM235 260V259H234ZM183 261V260H182ZM185 261V260H184ZM227 261H230V260H227ZM236 261V260H235ZM235 261H232L233 263ZM250 261V260H249ZM253 261V262H254ZM231 262V263H232ZM253 262H251L253 264ZM230 263V264H231ZM236 263V262H235ZM250 263V264H251ZM258 263V264H259ZM262 263V264H263ZM93 264V263H92ZM96 264V263H94ZM183 264V263H182ZM246 264V263H245ZM249 264V263H248ZM257 264V263H256Z\"/></svg>",
	"mask_w": 264,
	"mask_h": 264
},
{
	"label": "rangeland",
	"instance_id": "obj_2",
	"mask_svg": "<svg viewBox=\"0 0 264 264\" xmlns=\"http://www.w3.org/2000/svg\"><path fill=\"white\" fill-rule=\"evenodd\" d=\"M220 1L221 0H200V4L202 7L200 10L201 20L204 24L203 25V31L206 32L207 36H206V39L201 41L202 44H200V45L199 44L193 45V44L189 43L190 41L186 42L188 47L190 45L189 49L185 48V47H187L186 43H185L186 46L184 45L183 47H181L182 49L180 48V46H175V45H171V44L164 47V48L161 46H158V45H157L158 47L157 46L154 47V46H151L149 42H143V41H138V40H136V41L134 40V42H133L132 41L133 39L131 40V38H129L127 35L122 34V33L120 34L117 31L116 32L114 31V32L107 35L105 33H102L103 30H101L100 32L102 34L99 35L95 29H92L91 34H93L92 35L93 39L95 38L100 43L102 42V40H99L100 38L107 39L108 37L109 38L111 37L110 39L123 38V39H125L124 41H126V42L121 43L122 40H120L116 44L115 42L109 41L110 39L108 38L109 39V40L107 39L108 41L106 40V41L102 42L103 46L99 45V47H97V49H93V51H91L92 53L90 52V54L89 53H83V51L82 52L81 51H79V52L74 51L75 54L73 53L71 55V52L70 53L63 52V51L61 52V51H58L57 49L54 50L53 48H51V49H53V51L50 50V52L46 51V50H49L50 48L45 49V51H43V50L39 51V49L38 50L31 49V46H33V45L29 46V44H31L34 41H29L31 43H29V42L25 43L24 40H26V39L23 40L22 38H18L19 35L17 33H15V32L13 33L10 31V29L9 30L7 29V27H9L10 25L6 24V23H10V22L19 23L20 22V24L21 23L27 24V23L37 21L38 16L40 17V15H39V13H40V2L39 1H36V3H34L35 8L33 9L34 6L31 4L30 1L27 2V0H0V61L1 60L5 61V62L7 61L8 63L10 62L9 64H11V65L8 64V67L0 68V96L6 97V98H4L3 101H5L9 104L10 101L11 102L13 101L12 99H14V97H15L14 100L17 101V100H19V96L20 97H23V96L29 97L32 95H38L42 91H45V94H48V92H54L55 91L54 93L57 92L56 94H58L56 99L55 98L53 99L54 102L56 103L57 101L59 102V101L64 100L63 97L65 95H66L65 97H67V93L69 90L74 89V88H77V90H78L79 87H77V86H80V88L83 86L81 88V89H83V88L87 87V86L85 87L84 85H88L90 82L91 83L93 82L92 84L95 83V85L92 86L91 83H90L91 85H88L89 90L91 91L92 94L87 92V91H89L88 87L86 88V91L84 89L82 90V91H84L86 96L88 94H91V96L96 97L98 95L96 92H98L100 94L102 93L101 95L99 94V96H100L99 102H101L102 100L104 102L105 101L107 102V100L109 101L112 97L113 98L115 97V98H117V100L114 98L115 99V101H114V99L112 98L113 101L112 100L111 101L115 102V104H116V102L120 98H121L120 101L123 102L122 97H124V95L127 93L125 95L128 97V99L126 98L127 99L126 103L128 100L130 103L132 102L131 107L133 106V101L135 102L139 98L143 99V100L145 99L144 102L147 105H144L145 107L142 106L143 110L141 109L142 107L139 106L138 110H142V111L140 113H139V111L136 112L137 114L138 113L140 114L137 117H139L143 120L146 118H149L148 122H150V119L153 120V122H154L156 119H159L158 117L161 118L163 116L160 114L161 109H162L161 106L163 105V102L166 101L165 100L166 98L169 99L171 97L173 91L175 90V88L177 86H186V87L192 86V87H194L196 85H201L203 88H205L211 92V93H208V96L210 98L213 97L214 99H216L215 101L217 103L218 102L221 103V105L218 106L219 108H217L218 112L220 114H222V112L224 113V111H225V113L227 112L225 114L227 116H225V117L230 118L232 121H234V123L235 122L237 123V121H238L236 118L237 115H235V114L239 113V110H238L239 106H243L242 104L245 105V103H246V105L248 106L247 108L250 109L249 112L251 114V118H253V119H250L249 116H248L249 118H246L247 114L249 115V113H247V114H245V118L250 119V120H248L250 122H248V121L245 122L247 124L243 123L242 124L243 129L242 128L240 129V127H238V126H236V127L239 128V129H237V130H239V132H240V130H242V133H245L244 131H246V133H248V134L245 133V135L250 134L249 136L246 137L247 141L245 140L246 142L250 141V143L249 142L247 143V144H249L248 146L246 145L247 148L244 145L243 149H245L244 153H246L248 156H251V157L247 156L248 158L246 159L245 158L246 156L245 157L242 156V157H244L243 160L245 159L244 161L246 163L243 160H241L242 158H240V163L237 162L239 160H234V159H232V160L239 163V165H237L235 162V164L233 163L234 165H237L238 167L240 166L239 168L234 167L235 169H237V171L236 170L235 171L236 172L239 171V174H241V176H239V175H236V176L244 178L243 180H245V182H247L248 186L249 185L251 186V184L254 183L252 185L253 188H252V186H251V188L249 187L252 192L251 193L248 192L250 194H248V197L245 198L246 202L244 203V201H243L244 205L241 203L242 201L239 202V205H236V203H238V202H236L234 204H230L229 203L230 201L233 202L236 199L235 188L236 189H238V188L235 185V184H237V182H235V179L237 181L238 178L235 176V174H233L234 172L232 173L231 171H229L230 173H232L231 174L232 176H230L231 178L235 176L232 179L233 181L230 180L231 178L228 180L224 179L221 181L219 180L220 184L218 183L217 186H216V184H213L212 188L210 186H207V189L210 187L208 189V194L206 196L207 198L205 199V201L203 200L204 203H202V204L200 203V205H202L203 207H201L199 205L196 207V208L199 207L198 208L199 210L195 209L196 211L195 210L193 211L194 218L196 217L197 219H199L197 222L198 223L200 222L201 225H202V223H203V225H205L206 222L209 221V219H210L209 217H213L214 215H217V214L212 212L213 210L211 207H213V206H214V208H215V206L218 209L220 208L219 209L220 212L217 211L216 213H218V212L221 213L222 211L226 212L231 206H232V208L234 207V209L236 208V210L242 209V210H240V211H242V214H245L246 217L250 216L251 218L249 217L250 218L249 220H248V218H246V220L241 219V223L239 221L240 219L238 220V222L235 219L234 223L236 222L235 223L236 225L233 229L231 228V230H232L231 233H232V235L234 234L233 236L231 234H230L231 237H230V235L228 236L227 234H226L227 235L226 237H225V235H221V234L217 235L216 233H218V232H215V233L211 232L212 230L210 231V228H209L208 229L209 233L210 232L211 233L209 234L208 239H207V237H205V238L202 237V240H201V237H199V236L196 237L194 234H192L193 232L191 230H189L188 227H187L188 232L185 231L186 228L183 231L184 226H182V225H184L185 223H183V224L181 223L182 225L179 226L178 222H177L178 223L177 224L176 222H173V221H170L171 222V223H169L170 226H168L171 228L173 227L171 229L172 230V232H171V230H169V228L167 226H165V227L162 225L159 226L158 225L159 221L157 218L152 219V217H149V216H147L148 217L147 218L145 215L140 216V218H139V216L135 217V215H133V213L131 215L130 214L131 212H127L125 209L123 211V209L120 208L121 207L120 203H118V202L115 203V201H112L109 198L110 194H108L109 197H107V178H106L107 177V163H105V167H106V168L104 167L105 170L102 168V170H104V171L102 173L99 172V178H97L98 176L96 178H93V179H96L98 181V182H95V180H94V182L96 184L98 183V187L96 188L97 190L92 189L91 191L89 190V191H86L85 193L83 192V194L82 193L78 194L75 191H73L75 189V187L77 188L78 186L80 187V186L86 185V182H85L86 178L85 177H86V175H88L87 171H89L90 168L92 167V164L89 163L91 165L89 167L88 163L84 159V157L86 158V156H85L86 154L80 155L79 153H81V152L78 151V148L80 146L78 139H80V137H83V135H85V133H87V131H88V123L86 121H84L80 125L73 124V125H71V128H70L72 131L70 142L73 144L74 150L77 148L74 151L75 153L72 157V160L74 161V162L73 161L72 162L74 164L72 162L70 163L71 165L72 164L74 165V166L72 165L73 168L64 169V170H60V171H56V172L52 171L53 176H51L50 172L52 170L51 169L52 166H54V164H53L54 161L52 159H49V158L46 159L44 157L45 155L40 156L39 157L40 159L37 162V169H38V171L41 172V175L43 176V178L46 182L43 180L41 182L40 186L33 185L31 183L32 189L29 186L30 184H27L25 186L18 187V188L13 187V189L11 190V186L7 185L9 183H7L5 181V178L8 177L7 174L11 173V175H13L14 174L13 168L21 167L23 165L25 166V169H27L26 173L29 172V168H26L27 166L29 167V165H28L29 162H27L25 160V154H26L25 151H27V149H26L27 146H25L23 144L19 145L15 141V138L18 136H15L14 134H12L11 132L9 133V131H8L11 129L12 125L14 126L15 123L17 122L16 119H17V114L20 113V107L11 106L9 108V110H7L8 109V108H6L7 106L4 107V108H6L4 110L1 107L0 108L1 109L0 110V112H1L0 117L2 116L1 119H3L0 121V217H1V219H3L4 217L6 219H8L9 217H12L13 215L16 217L17 216L21 217L20 215L22 213H24V211H25L26 216H28V214H29V217H31L32 215L35 214V215H38L36 218H45L48 215L51 216V214L53 216H58V214H59L60 217L58 216V218H60V219H58L56 217L57 220L61 221V219L63 217H65L66 219H69V217H70L69 220H71V219L73 220V218H74V222L72 224V221H69L70 222L69 223L68 220L63 218V220H64L63 222H65V220H66L68 222V224H70V226H72V227L69 226L68 227L69 229L66 230L65 232L63 230V236H65V237H62L59 242H57V241L55 242V241L48 240V238H47L48 237L47 236L48 231L52 232V231H50L51 228H48V230H46V229L42 230L40 233L41 235H38V236H33V235L30 236L29 235V236L24 237V238L11 239L9 235L7 236L3 233L2 229H4V228L2 227V224H1L2 221H1L0 222V264H92V263L98 264V261H100L104 257V255H105L104 249L107 247V235L105 237H103V236H101V232H105L107 234V228L110 227L112 224H115L113 222H118V223L120 222L119 224L117 223L118 224L117 228L119 227V225H120V227L123 226L124 229H122V230H124V231L126 229H127L126 231H129V229L131 228L130 231H133L132 233H134V232L136 233L137 231L138 232H143V231L151 232L153 230L158 235L163 236L164 233H167L170 231L167 234V236H169V239L171 241L170 242H165V241L159 242L160 244L164 245L163 250H164V252L167 251L169 253V255H168L169 258H167V255H165L166 257L163 256L164 258L159 257L158 260L155 259L153 261V264H182V263L183 264H230L232 261H235V260H236L235 261L236 263L232 262L231 264H245V263L250 264L251 262L254 261L252 258H250V256H251L250 252H247V250H245V247L247 248V246H244V243H243L242 247L246 251V252H244L242 247H241L242 244L240 245V243H238V242L242 243V241L245 240L244 238L246 237V235L249 234V233H244L246 230L248 232H250V230H251L254 233L256 231L257 234L258 233L261 234L262 232H264L263 231V229H264V212H262V211H264V206L262 205V204H264V195H263L264 194V173H263L264 172V126H261L262 125L261 123L264 122V69L260 70L261 66L258 67V64L261 65V63L257 62V61H260L259 60L260 58H258L259 56H257L259 54H257V53L263 54L264 52H257V53L255 52L256 57H255V54L251 55V52H228L230 56L232 55L231 56L232 65H231V72H226L227 73L226 75H225V72L223 73L225 75V77L222 76L223 75L222 73H220L221 69L220 68L218 69L219 66L215 67V65H208V64L204 63L206 60H204L202 62L205 65L201 64L200 61H199L200 64L198 65V62H195V61L192 62L191 55H189L191 52L190 49H192V52L196 50V52H198V54H200V52H209L210 51V49H209V51L207 50L210 46L209 45L210 43L215 44V45L218 42L221 43L222 25L223 24L220 23V20L222 19L221 8H220L221 2ZM76 7H78V5H76ZM220 17H221V19H220ZM85 24L79 23L78 28H81V29H78L77 27H75V28H77V30H79V31L85 30L84 31V33H85L86 30L88 31L87 25L83 26ZM220 26H221V28H220ZM82 28H83V30H82ZM117 33H118V35H117ZM208 34L211 37V38L209 37L210 39L208 38ZM94 35H95V37H94ZM109 35H111V36H109ZM79 36H78L79 38H81V36L85 37L83 34H79ZM112 36H113V38H112ZM97 37H98V39H97ZM212 37L214 39H212ZM205 40H207V41L209 40L208 44L206 43L207 41L204 42ZM211 40H213L212 41L213 43L210 42ZM17 42L20 44L18 45ZM104 42L105 43L110 42V43L105 44ZM136 42H137V44H136ZM22 43H25V44L23 45ZM109 44H111V47ZM203 44L206 47L208 45L206 50L202 46ZM17 45L19 47H17ZM25 45H28L31 50L29 48L27 49V46L25 47ZM131 45L135 48V50L133 47H131ZM219 45L217 44L216 46H218V48H219ZM34 46H35V42H34ZM36 46H38V45H36ZM143 46L144 47L146 46V47L143 48ZM100 47H102V48H100ZM120 47H122V49ZM136 47L139 48L138 51H137ZM176 47H179V51H177V53L175 51V50H178ZM212 47H215V46H213V45L210 46L211 50H212ZM34 48H39V46L34 47ZM99 48H100V50H99ZM132 48H133V50H132ZM162 48H163V50H162ZM218 48L216 47L215 49H218ZM111 49L113 50V52ZM125 49H127L129 51L126 50L127 52H124ZM94 50H96L97 53H95ZM121 50H123V51H121ZM163 51L165 52V54ZM167 51L169 53L170 52L171 53L169 54V53H167ZM214 51H216V50H214ZM173 52L176 53V55L173 54ZM82 53H83V55H82ZM136 53H138V54L136 55ZM161 53L164 55L162 56ZM179 53H180V55H179ZM182 53L184 54L185 58L182 55ZM252 53H254V52H252ZM145 54H147V55H145ZM166 55H167V57L168 56H170V57L167 58ZM163 57H165L167 59H165V58L163 59ZM172 58L174 60H177V58H179L178 59L179 62L171 61V60H173ZM203 58H205V57H203ZM256 58H258L257 61H256ZM121 60H124V61H121ZM155 60H157L159 64ZM129 61H131L133 64H130ZM134 61L137 64L136 63L134 64ZM182 61H184V62H182ZM125 62H129V63H125ZM145 62H147L148 64ZM160 63H162V64H160ZM254 63H256V65ZM146 64L149 66H147ZM262 64H263V62H262ZM249 65H250V67H249ZM212 66L215 68H212ZM257 67L259 68V70ZM212 69H213V71H212ZM214 69L217 71H215ZM227 75H229V76H227ZM233 75H235V76H233ZM234 78H236V80ZM229 80H231V81H229ZM238 82H240V83H238ZM79 84H82V85H79ZM110 84H111V87H114L117 90H116V92L114 91L113 94L109 96V95H107V91L101 90V88L102 87L103 88L110 87ZM190 84H192V85H190ZM221 85H222V87H221ZM146 87H148V88L146 89ZM92 88L94 91L95 90H98V91L93 93ZM52 89H53V91H52ZM215 89H217L218 92L215 91ZM40 90H41V92H40ZM66 90H67V93H65ZM147 90H149V91H147ZM151 90L152 91L154 90V91L152 92ZM159 90H161V91L159 92ZM63 91H64V94H62ZM141 91L143 92V94ZM227 91H229V92L231 91L232 95L229 92H228L229 93L228 94ZM86 92L88 94H86ZM132 92H134L135 94L133 95ZM12 93H14V94H12ZM62 95H64V96H62ZM136 95H138V96H136ZM163 95H165V97H163ZM11 96H13V98H11V100H10ZM99 96H97V97H99ZM136 97H138V99ZM148 98H150V99H148ZM59 99H61V100H59ZM245 99H246V101H243ZM96 100H94V101H96ZM219 100H221V101H219ZM96 102H98V100ZM101 103H103V102H101ZM107 103H111V102L109 101ZM220 103H218V104H220ZM226 103H228V104H226ZM119 104H120V102H118V105ZM124 104H125V101H124ZM157 104H158V107H157ZM229 104L236 107V109L237 108L238 109L234 110L233 107H230ZM137 105H135V106H137ZM140 105H142V104H140ZM128 106H126V107L128 108ZM121 107H123V106H121ZM118 108L121 109L120 105ZM133 108H131V109H133ZM225 108H226V110H223ZM252 108H254V109L252 110ZM135 109H133L132 111H135ZM219 109L221 110V112ZM231 109H233V110L231 111ZM122 110H123V112H125L123 114V115H125V117L132 115L131 113H133V114L135 113V112H131L130 109L125 110V108H124V109H121V112H122ZM129 111H130V113H129ZM155 111H156V113H155ZM253 111H254V113H253ZM152 112H154V113L150 114ZM52 113L50 112L49 113L50 115L46 114L47 115L46 117L51 116V118H52V116L55 115V113L54 114H52ZM136 113L133 116H130V118L134 117L136 115ZM252 113H253V115L255 114L254 115L255 117L256 116L257 117L254 118L252 116ZM157 114H158V117L156 116ZM159 115H161V116H159ZM38 116H40V115L38 114ZM143 116H145V118ZM258 116H260V117H258ZM41 117H42V115H41ZM78 117H76V119ZM155 117H157V118H155ZM33 118H34V121H36V122H38L36 119L39 118V122L34 123L33 121H31L32 123H34V124H31V126L32 127H34V126L39 127L40 128L39 134H44V135L47 134V129H48L47 128V126H48L47 122L49 121L47 119H50V118L46 119L45 116H43L42 118L45 119V120L43 119V121L40 120V117L35 118V115ZM260 118H261V120H260ZM132 119H134V118H131V121H132ZM234 119H236V120H234ZM136 120H137V118L135 116V119L133 122H135ZM251 120H252V122H251ZM257 120H260V121H257ZM139 121H140V119H139ZM256 121L259 123H256ZM43 122L46 123V128H47L46 130H45V127H44V129L42 128L43 124H44ZM137 123L139 124V122H137ZM150 123H152V122H150ZM255 124H257V125H255ZM40 125H42V127ZM134 125H136V124L134 123ZM134 125L132 123V125L130 124L129 126H126V128H130V126L132 128ZM245 125L246 126L248 125V127H246ZM258 125H259V127H261V129L259 127H255ZM254 127L256 129L257 128L258 129L256 130ZM44 130L46 131V133ZM179 130L181 131L182 129H179ZM254 145H256V146H254ZM139 147H138L137 152H138V154H141V152L145 151V148H144V145H141ZM190 147L191 146L186 145V148H190ZM141 148H142V151H141ZM231 148H233V147H231ZM256 148H258V150ZM260 148L262 149V151L260 150ZM247 149H249V151ZM246 150L251 155H249L246 152ZM250 150H251V152H253V151L254 152L250 153ZM257 151L260 154H258ZM124 152H125V156L127 154H129L130 149H129L128 145H125ZM241 155H244V154H241ZM255 155H256V157H254ZM250 158L252 160H255V162L250 160ZM76 160H77V162L75 163ZM232 160H230V161H232ZM84 161H85V163H84ZM247 161H249L248 162L249 165H248ZM241 163H244V164L240 165ZM245 164H246V166L244 167ZM252 165L253 166L255 165L256 169ZM75 166H77V167H75ZM66 167L70 168L69 166H66ZM85 167H86V169H85ZM100 167H103V166H100ZM74 168H76V169H74ZM25 169H24V171H25ZM238 169H240L241 171ZM71 170H75V171H71ZM66 171L70 172V173H67ZM105 171H106V174L104 173ZM55 173H57V174H55ZM130 173H131V170L129 168L124 167L123 165L120 164V166L116 165L115 167L114 166L112 167L109 176L111 178H113V177H116L118 175L119 176V184L124 185L126 178L130 177V175H131ZM249 173H250V175L255 174V175L259 176L260 179L256 178L257 176L254 177V175H252L254 177V179H253L252 176L248 175ZM4 175H5V178H4ZM101 175L105 176V177H102ZM48 176H50V177H48ZM54 176L55 177L59 176V178L56 177V180H55ZM242 176H245V177H242ZM246 176H247V178L250 176L249 177L250 180L249 179L247 180ZM93 179H92V181L90 180L91 182L89 181L92 184H93ZM243 180L241 179V181H243ZM251 180H253V182H251ZM256 182L258 184L261 183V184H259L260 186L256 185L257 184ZM39 183H38V185H39ZM248 183H250V184H248ZM232 184H234V185H232ZM224 185H226V186H224ZM45 186H47V187H45ZM230 186H234V187H232L230 189ZM254 186H255V188L257 186L259 189L257 188L253 191ZM35 187H38V188H35ZM34 188L36 189V191ZM72 188H74V189H72ZM233 189H234V191H233ZM95 191H97L98 194ZM255 191L257 192L258 195L256 194ZM236 192H237V190H236ZM254 193L256 196L254 195ZM249 195H250V198H249ZM253 195H254V199H252L251 201L256 200V202H254V203L251 202V204H252L251 205L250 203H248V201L253 197ZM79 196H81V197H79ZM212 196H215V197L217 196L218 198H215V197L213 198ZM248 198H249V200H248ZM214 201L217 203H215ZM227 201H229V202H227ZM255 203H258L259 205L258 204L256 205ZM209 204H210V206H209ZM235 205L238 207H236ZM226 206H230V207H227V209H226ZM243 206H246V208L248 209L247 211H249V212H246L245 211L246 209H243V208H245ZM249 207H250V209H249ZM223 208L225 210H223ZM230 209H229V211H230ZM20 210H22V211H20ZM54 211L56 214L54 213ZM244 212L250 213V214H246ZM255 213H258V214L255 215ZM262 213H263V215H262ZM25 214H22L23 218H25L24 217ZM72 215H75V216L77 215V216L75 217ZM247 215H249V216H247ZM254 215L256 216V218H258L257 222H259L260 219L262 218L261 219V222H262L261 225H257V222L256 223L254 222V220H257L254 217ZM132 216H134V217H132ZM31 218H35V216H32ZM144 219H145V221H144ZM28 220H30V218H28ZM146 220L148 223L146 222ZM152 220H157V221H155L157 224H154L153 223L154 221H152ZM109 221L110 222L112 221V223H110ZM161 221H163V220H161ZM121 222H123V223H121ZM172 222H173V224H172ZM108 223H110V224L108 225ZM259 224H260V222H259ZM21 225H22V223H20L18 227L16 226V228L13 229V232L11 229V232L13 234H15L18 232V230L20 231L26 226V225L25 226L22 225V227H21ZM153 225H154V227H153ZM157 225H158V227H157ZM262 225H263V227H261ZM127 226H129V227H127ZM176 226L182 227V230L181 229L178 230L179 227L177 228ZM233 226H234V224H233ZM163 227H164V229L167 228L168 230H166V229H165L166 231L163 230ZM230 227H229V229H230ZM237 229L239 231H236ZM173 231H174V233H173ZM230 231L228 230L227 232H230ZM240 231H241V233H240ZM179 232H180V234H177ZM181 232H184V235ZM93 234H98L99 236H97V238H95V236ZM188 234H190V235H188ZM243 234H245V235H243ZM262 234H264V233H262ZM240 235H243V236L241 237ZM165 236L166 235L164 234V237ZM191 238H192V243H191ZM199 238H200V240H199ZM239 238H240V241H238ZM99 239L103 240V242H100ZM205 239H207V240H205ZM203 240L206 241L207 243L206 242L204 243ZM196 241H198V242H196ZM210 242H212V243H210ZM208 243H210L209 244L210 246L207 245ZM104 245H106V246H104ZM169 245L171 247H169ZM196 245H198V246H196ZM201 245L204 247H202ZM212 245H216V247H214V248H217V249H214ZM74 246L75 247H81V248L83 247L82 252L80 253V252H78V250L75 251ZM207 246H209V247L206 248ZM51 247L54 248L55 252L54 251L52 253L49 252L52 250ZM69 247H70V249L72 247L70 252L69 251L65 252L62 250V249L69 248ZM210 247H212L214 250L217 251L216 253L215 252L213 253L214 256L211 252L214 250L213 249L210 250ZM49 248L51 250H48ZM56 248H58V249H56ZM175 248L178 252L175 250ZM238 248H239V250H238ZM169 249L172 251H170ZM173 249H174V251H173ZM60 251H61V253H60ZM47 252H49V253H47ZM56 252H59V253H56ZM167 252H165V253L167 254ZM174 252H176V253H174ZM171 253H172V255H171ZM246 253L248 255H246ZM223 254H225V255L228 254V255L225 256ZM234 254H235V256H234ZM239 254H241V255H239ZM249 254H250V256H249ZM230 255H231V257H230ZM242 255H245L247 257V259H249L250 261L246 260L244 263L243 259L244 258L246 259V257L242 256ZM232 258H233V260H232ZM238 258H240L239 261H238ZM227 260H230V261H227ZM256 263L258 264L259 261L253 262V264H256ZM262 263L263 262H261L259 264H262Z\"/></svg>",
	"mask_w": 264,
	"mask_h": 264
},
{
	"label": "crops",
	"instance_id": "obj_3",
	"mask_svg": "<svg viewBox=\"0 0 264 264\" xmlns=\"http://www.w3.org/2000/svg\"><path fill=\"white\" fill-rule=\"evenodd\" d=\"M49 0H47L46 1V4L45 5H43V3L42 4H40V11H41V8H45V7H43V6H46V8L44 9V10H46L45 11V15H44V17L42 16L41 17V21H42V18L44 19L45 18V20H47V21H45V20H43V22L45 21V22H47V24H49V21H50V23L51 24H55L56 22L58 23V22H60L61 21V23H63V18L65 17V15H66V13L67 12H69L70 14L68 15V13H67V15L68 16H72V15H77V18H78V14H79V18H80V16H81V13H82V15H84L85 16V14H86V20L89 22V23H91L90 24V26L88 25L89 23L88 22H85V23H88L87 24V26H89V28L88 29H90V30H88V32L89 31H92V29H95L99 34H101V30H103V32H105V34H110V33H112V32H114V31H117L118 33H123V34H125V35H129L128 37L129 38H132L133 40H138V41H143V42H149L150 44H151V46H161V47H165L166 45H175V46H177L178 45V43H179V41H181L182 39V41L179 43V46L180 47H183L184 45H185V43L188 41V40H190V39H193L194 38V40H196V41H199L200 42V40H203V39H206L205 37H203L204 36V34H205V36H206V32H204L203 31V22H202V20H201V13H200V10H201V4H200V0H50V2H48ZM52 1V2H51ZM66 1V2H65ZM67 1H69V2H67ZM76 1H78V2H76ZM108 1V2H107ZM119 1V2H118ZM130 1H131V3H130ZM132 1H134L135 3L134 4H137V5H134L133 3H132ZM59 2H61V3H59ZM71 2H73V3H76L77 5H78V7H76V4H72ZM122 4H121V3ZM128 2V3H127ZM142 2V3H141ZM221 2H222V0H221ZM114 3H116V4H114ZM130 3V4H129ZM223 3V2H222ZM59 4V5H58ZM66 4H69V5H66ZM85 4V5H84ZM118 4V5H117ZM154 4V5H153ZM58 5V6H57ZM62 7H61V6ZM64 5V6H63ZM66 5V6H65ZM73 5H74V7H73ZM120 5H121V7H120ZM142 5V6H141ZM148 5V6H147ZM47 6H49V7H47ZM68 6V7H67ZM74 8V9H76V11H78V12H76L75 14H72V12L74 13V11H73V9H72V7ZM84 6V7H83ZM118 6V7H117ZM141 6V7H140ZM152 7V8H150L149 9V7ZM51 7V9H49L50 10V12L51 13H53V14H50V12H49V10H48V8H50ZM71 7V8H70ZM90 7V8H89ZM134 7V8H133ZM154 7H155V9H154ZM158 7H159V10H158ZM222 7V6H221ZM53 8H54V10H53ZM66 8V9H65ZM68 8H70V9H72V11H68ZM80 8V9H79ZM117 8V9H116ZM120 8H121V10H120ZM124 8H126L127 10L125 11V9ZM137 8V9H136ZM145 8L147 9V10H145ZM77 9H79V10H77ZM132 10L131 12H133V13H131L130 12V10ZM154 9V10H153ZM52 10V11H51ZM115 10V11H114ZM136 10V11H135ZM150 10H152V12L149 14V12H150ZM157 12H156V11ZM53 11H55V12H53ZM79 11H81V12H79ZM121 11H123V12H121ZM137 11H138V13H137ZM164 11L166 12V13H164ZM47 12V13H46ZM63 12V13H62ZM85 14H84V13ZM87 12V13H86ZM126 12V13H125ZM154 12V13H153ZM161 14V16H159L160 14ZM43 13V12H42ZM48 13L50 14V15H48ZM78 13V14H77ZM88 13H89V17H88ZM112 14H114V15H112ZM120 14V15H119ZM126 14V15H125ZM129 14V15H128ZM144 16H143V15ZM159 14V15H158ZM221 14H222V12H221ZM42 15V14H41ZM40 15V16H41ZM47 15L49 16V17H47ZM52 15V16H51ZM58 15V16H57ZM108 15V16H107ZM111 15V16H110ZM128 15V16H127ZM141 15V16H140ZM164 15H166L168 18H166ZM189 15V16H188ZM66 17V18H69V17ZM138 16H140V17H138ZM146 16H147V18H146ZM192 16V17H191ZM53 17V18H52ZM74 19H75V17L76 16H72ZM85 17H83L84 19H85ZM88 17V18H87ZM113 17H114V19H113ZM143 17V18H142ZM179 17V18H178ZM189 17V18H188ZM40 18V17H39ZM47 18V19H46ZM48 18H49V20H48ZM52 18V19H51ZM56 18H58V21H57V19ZM77 18H76V20H77ZM131 18V19H130ZM136 18V19H135ZM156 18H158V19H156ZM163 18V19H162ZM55 21H54V20ZM70 19V18H69ZM72 19V18H71ZM70 19V20H71ZM74 19H73V21H74ZM84 19H82L83 20V22L85 21ZM111 19V20H110ZM117 19V20H116ZM124 19H125V21H124ZM142 19L144 20V21H142ZM161 19V20H160ZM168 19V20H167ZM172 19H174V20H172ZM39 20V21H40ZM69 20V21H70ZM81 20V19H80ZM80 20L77 22V21H75L73 24H75L76 22L79 24L80 23ZM82 20H81V22H82ZM114 20V21H113ZM127 20V21H126ZM128 20H129V22H128ZM136 22H138V20H139V22H141L142 24H144L145 25V23H146V25H147V27H146V25H145V27H144V25H142L141 23V25L140 24H138V23H136ZM167 20V21H166ZM52 21V22H51ZM64 21H66V20H64ZM112 21V22H111ZM125 24H123L122 22ZM151 21V22H150ZM153 21H154V23H153ZM188 23H187V22ZM191 21V22H190ZM128 22V24L129 25H126V23ZM171 22V24H169V23ZM56 23V24H57ZM60 23V24H61ZM68 23H70V22H68ZM67 22H66V24H68ZM116 23V24H115ZM121 23V24H120ZM172 23H174V24H172ZM191 23V24H190ZM59 24V23H58ZM93 24V28L91 27V25ZM121 25V26H119V25ZM130 24H132L131 26H130ZM135 24H137V25H135ZM149 24H151V25H149ZM61 25H63V24H61ZM111 25V26H110ZM175 25V26H174ZM109 26V27H108ZM114 26V27H113ZM117 26L119 27V28H117ZM123 26V27H122ZM153 26H154V28H153ZM111 27V28H110ZM120 27H122V28H120ZM124 27H126V28H124ZM134 27V28H133ZM156 27V28H155ZM178 27V28H177ZM179 27H180V29H179ZM194 27V28H193ZM197 27H199V28H197ZM114 28V29H113ZM123 28H124V30H123ZM130 30H129V29ZM151 28H153V29H151ZM162 28V29H161ZM169 28H171L170 30H169ZM182 28V29H181ZM184 28V29H183ZM116 29V30H115ZM121 29V30H120ZM132 29V30H131ZM139 29V30H138ZM149 31H148V30ZM156 30V32H155V30ZM161 29V30H160ZM166 29H167V31H169V32H167L166 31ZM188 29V30H187ZM196 29H198V30H196ZM109 30V31H108ZM126 30V31H125ZM138 30V31H137ZM145 30V32H143ZM163 30V31H162ZM186 30V34L188 35H186L185 34V32H183V31H185ZM112 31V32H111ZM130 31H132V32H130ZM137 31V32H136ZM141 31V32H140ZM151 31V32H150ZM154 31V32H153ZM163 33H162V32ZM200 31V32H199ZM83 32V31H82ZM108 32V33H107ZM110 32V33H109ZM125 32V33H124ZM127 32V33H126ZM133 32L136 34H133ZM157 32H160L159 33V36H160V34H161V36L162 37H159L158 36V33ZM180 32H182V33H180ZM191 32V33H190ZM89 33H91V32H89ZM130 33H132L131 35H130ZM139 33L142 35H139ZM149 33V34H148ZM164 33H166V34H164ZM175 33V34H174ZM189 33V34H188ZM193 33V34H192ZM203 34V35H200V34ZM80 34H82V33H80ZM138 34V35H137ZM152 34H155V35H152ZM164 34V35H163ZM171 35V37H170V35ZM177 34V35H176ZM178 34H179V37H178ZM180 34L182 35V36H180ZM149 35V36H148ZM166 35H168V36H166ZM176 35V36H175ZM132 36H135V37H132ZM140 36L142 37V40H141V38H140ZM145 36V37H144ZM153 36V37H152ZM185 36H186V38H185ZM190 36H191V38H190ZM195 36V37H194ZM91 37H92V35H91ZM147 37V38H146ZM150 37V38H149ZM165 37V38H164ZM183 37V38H182ZM187 37H188V39H187ZM197 37V38H196ZM135 38V39H134ZM160 38V39H159ZM185 38V39H184ZM203 38V39H202ZM108 39V38H107ZM106 39V40H107ZM123 38H120V39H118V38H115V39H110V40H112L113 42H114V40H116V42L118 41V40H122ZM143 39H145V40H143ZM154 39V40H153ZM157 39V40H156ZM162 39V40H161ZM164 39V40H163ZM170 39V40H169ZM102 40V39H101ZM104 40V39H103ZM124 40V39H123ZM122 40V41H123ZM153 40V41H152ZM166 40H168V41H166ZM184 40H186V42L184 41ZM159 41H163V43H164V41H165V43H164V45L162 46V42H160L161 44H159L158 42ZM176 41V42H175ZM124 42V41H123ZM154 42H157L156 44L154 43ZM166 42L168 43V44H166ZM174 44H173V43ZM182 42H185L183 45H181V43ZM199 42H197V44H199ZM170 43V44H169ZM154 44V45H153ZM177 44V45H176ZM200 45V44H199ZM181 86H177L176 88H180ZM184 87H186V86H184ZM175 88V89H176ZM182 88H183V86H182ZM184 94V96H182V95ZM172 96H173V94H172ZM186 95H185V93H180V97H184V99H183V101L182 102H184V101H186V97H185ZM179 97V98H180ZM171 98V97H170ZM172 99V98H171ZM143 100V99H142ZM169 99H166V101H168ZM144 101V100H143ZM142 101V103H144V104H146L145 102H143ZM180 101H181V99H180ZM165 102V101H164ZM164 102H163V104H164ZM141 103V104H142ZM143 105V104H142ZM165 114V113H164ZM163 114V115H164Z\"/></svg>",
	"mask_w": 264,
	"mask_h": 264
},
{
	"label": "flooded vegetation",
	"instance_id": "obj_4",
	"mask_svg": "<svg viewBox=\"0 0 264 264\" xmlns=\"http://www.w3.org/2000/svg\"><path fill=\"white\" fill-rule=\"evenodd\" d=\"M108 88H110V87H108ZM113 89H114V88H113ZM113 89H112V90H113ZM112 90H111V91H112ZM107 91H108V92H111L110 89L107 90ZM114 91H116V89H114V90L112 91V93H113ZM108 92H107V93H108ZM112 93H111V94L108 93L107 95H109V94L112 95ZM127 102H128V101H127ZM133 103H134V102H133ZM135 103H137V104H138V103L141 104V100L139 101V99H138V100L135 101Z\"/></svg>",
	"mask_w": 264,
	"mask_h": 264
}]
</instances>
